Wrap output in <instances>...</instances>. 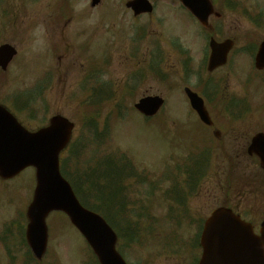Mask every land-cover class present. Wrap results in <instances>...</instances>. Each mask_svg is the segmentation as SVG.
<instances>
[{
  "label": "rangeland",
  "instance_id": "obj_1",
  "mask_svg": "<svg viewBox=\"0 0 264 264\" xmlns=\"http://www.w3.org/2000/svg\"><path fill=\"white\" fill-rule=\"evenodd\" d=\"M3 1L6 11L0 5V42L16 48L18 57L9 65L7 74H0V103L13 100L16 95L31 96L40 87L42 94L19 113V119L35 130L46 125L50 117L61 115L75 125L74 146L81 136L91 137L85 122L95 119L104 136L96 131L98 140L92 141L96 147L93 157L101 161L125 155L136 168L132 176L146 180L144 186L138 187V180L131 179L132 196L126 194L131 196L132 206L136 199L140 204L148 202L141 194L147 184L159 185L160 195L163 190L168 191L176 173L169 174L161 158L165 157L163 161L167 163L181 164L184 158L189 160V153L207 147L214 152L204 179L184 207L193 220L192 225L188 224L189 220L178 217L181 208L155 195L147 222L155 224L154 236L140 245L129 244L124 253L127 261L190 264L195 255L191 250H182L179 257L172 253L167 258L158 255L161 237L177 240L176 250L179 246L190 247L197 232V221L207 218L222 205L245 211L246 220L259 227L264 219V173L245 149L252 135L264 131V75L255 71L250 55V48H256L264 39V24L260 27L254 24L257 12L264 9V0H257L258 3L256 0H233V3L218 0L223 17L216 32L223 38H231L234 50L225 67L207 75L200 68L208 33L180 13L175 0H159L152 25L145 16L133 20L132 14L121 7L122 0H100L94 8H90V0ZM226 4L231 8H226ZM249 7L250 12L244 14ZM80 32L83 33L79 36ZM176 40L178 45L171 47L170 43ZM187 57L190 61L184 68ZM101 62L105 64L104 72L96 79L92 76L86 88H77L84 72L93 70ZM95 69L100 72L98 66ZM97 83L110 88L103 97L94 94L98 101L91 96ZM184 86L198 93L204 91L210 101L211 118L223 134L219 140L199 123L184 98ZM145 96H159L164 100L160 113L153 118L157 125H142L144 121L133 109ZM229 101L239 108L242 104L249 106L245 119H241V114L232 116L224 112ZM92 143L85 141L81 153L72 163L68 161L69 174L92 156L89 146ZM69 157L67 152L62 159ZM230 167L236 173L231 180L226 175ZM174 180L178 182L180 178L174 177ZM6 186L9 202L13 204L9 203L7 210L4 203L0 206V264H36L24 255V248L11 236L17 232L15 226L25 207L27 192L31 190L28 192L31 194L34 187L33 174L28 169ZM182 186V183L175 186L177 193ZM13 192L17 200L10 195ZM0 195L4 201L3 191ZM132 209L136 213L139 205ZM140 220L147 217L142 216ZM47 224V254L38 264H94L83 239L63 217L51 215ZM4 234L7 235L4 237Z\"/></svg>",
  "mask_w": 264,
  "mask_h": 264
},
{
  "label": "water",
  "instance_id": "obj_2",
  "mask_svg": "<svg viewBox=\"0 0 264 264\" xmlns=\"http://www.w3.org/2000/svg\"><path fill=\"white\" fill-rule=\"evenodd\" d=\"M181 1L195 13L192 3ZM229 45H212L209 70L225 63ZM14 55L15 52L10 47H1L0 66L5 68ZM256 68L264 70V45L257 56ZM185 93L192 109L205 124H209L202 101L188 90ZM162 103L157 97H149L141 100L135 108L145 116H152ZM72 129L73 125L66 119L56 116L50 120L47 128L36 134H28L13 117L0 108V177L12 178L27 167L35 170L36 188L27 211L30 225L26 236L37 259L41 258L45 250V220L48 214L61 212L85 238L99 264H125L115 251L116 235L112 229L100 216L80 206L70 186L59 173L58 156L68 144ZM249 154L257 155L264 169L263 135L254 137ZM249 232H252V227L233 216L229 210L216 211L205 223L200 264H243L246 259L238 260L237 255H247V246H252L255 254L262 255L264 222L261 224L259 237H254ZM256 264L264 262L260 260Z\"/></svg>",
  "mask_w": 264,
  "mask_h": 264
},
{
  "label": "trees",
  "instance_id": "obj_3",
  "mask_svg": "<svg viewBox=\"0 0 264 264\" xmlns=\"http://www.w3.org/2000/svg\"><path fill=\"white\" fill-rule=\"evenodd\" d=\"M87 124L91 128L90 131L92 133H96V130H97L96 120L95 119H89V123H87ZM106 163L111 166V164H109V163H113V162L112 161H107ZM110 180H112V179H110ZM84 183L85 184H84L83 190H82L84 193L88 192L87 190H90V189L92 191L96 187V183L95 182L91 183L89 181V182H84ZM73 186H75V185H73ZM75 191L78 194V197L80 198V200L84 204V206H86L87 208L92 209L93 211H95V212L99 213L100 215L104 216V218H106V220L111 224V226H113L115 228V225H116L115 219H117V216L119 214V211L117 210V206L115 204H113L111 202L102 204V203H100V201L103 200V199H100V198H96L95 202H93L91 200L88 201L85 198V196L83 195V193L79 194L78 189L75 188ZM92 193H93V191L91 192V195H92ZM96 194H97V197H101L102 198V196L100 194H98V193H96ZM88 195L90 196V193ZM106 197H107V194L105 195V198ZM106 201H107V198H106ZM135 224H137L140 227H142V222L140 220H136ZM147 226L149 228H152L153 224L152 223L151 224H147ZM155 227L156 226L154 224L153 228H155ZM146 230H148V228ZM118 232H120V231H118Z\"/></svg>",
  "mask_w": 264,
  "mask_h": 264
},
{
  "label": "flooded vegetation",
  "instance_id": "obj_4",
  "mask_svg": "<svg viewBox=\"0 0 264 264\" xmlns=\"http://www.w3.org/2000/svg\"><path fill=\"white\" fill-rule=\"evenodd\" d=\"M158 2H159V0H153V6H154V8L158 5ZM210 2H211V4H212V6H213V10L215 11V16H211L210 18H209V23H210V25H211V29H210V31L209 32H212V33H215V22L217 21V20H221V18L223 17V10L219 7V5H218V0H210ZM217 13H219V14H217ZM222 23V21H217V24H221ZM213 122V121H212ZM215 122H213V125L212 126H209V127H205L207 130H209L210 132H213V131H215V130H218V127L217 126H215ZM31 129V128H30ZM215 129V130H214ZM218 132H219V130H218ZM221 136H223V134H222V132H219V137H221ZM220 139V138H219ZM254 233H256V234H258V232H254Z\"/></svg>",
  "mask_w": 264,
  "mask_h": 264
}]
</instances>
